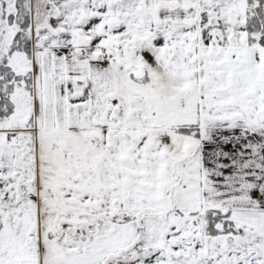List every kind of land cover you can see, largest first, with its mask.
Listing matches in <instances>:
<instances>
[{
    "label": "snow or ice",
    "instance_id": "1",
    "mask_svg": "<svg viewBox=\"0 0 264 264\" xmlns=\"http://www.w3.org/2000/svg\"><path fill=\"white\" fill-rule=\"evenodd\" d=\"M0 264H264V0H0Z\"/></svg>",
    "mask_w": 264,
    "mask_h": 264
}]
</instances>
